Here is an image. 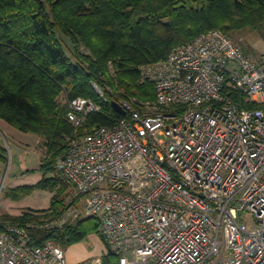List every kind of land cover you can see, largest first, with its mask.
Listing matches in <instances>:
<instances>
[{"label": "built area", "instance_id": "built-area-1", "mask_svg": "<svg viewBox=\"0 0 264 264\" xmlns=\"http://www.w3.org/2000/svg\"><path fill=\"white\" fill-rule=\"evenodd\" d=\"M140 72L155 100L120 102L128 118L69 143L55 166L63 211L4 226L0 264H68L60 245L33 246L31 232L87 218L104 249L84 264H264V58L213 30ZM68 105L75 127L99 110L83 98Z\"/></svg>", "mask_w": 264, "mask_h": 264}, {"label": "trees", "instance_id": "trees-1", "mask_svg": "<svg viewBox=\"0 0 264 264\" xmlns=\"http://www.w3.org/2000/svg\"><path fill=\"white\" fill-rule=\"evenodd\" d=\"M213 30L229 36L249 30L264 41V0H0V121L40 137L45 151L42 179L8 189L6 197L15 201L34 189L53 193L47 210L2 214L0 230L9 226L4 223L24 227L59 216L68 187L55 166L69 143L84 129L128 118L112 102L137 109L153 102L154 84L142 81L141 67ZM77 98L99 107L79 127L67 119L68 104ZM6 153L0 148V163L7 162ZM91 234H98V223L87 218L33 231L30 242L68 248Z\"/></svg>", "mask_w": 264, "mask_h": 264}, {"label": "rangeland", "instance_id": "rangeland-1", "mask_svg": "<svg viewBox=\"0 0 264 264\" xmlns=\"http://www.w3.org/2000/svg\"><path fill=\"white\" fill-rule=\"evenodd\" d=\"M225 35L242 48L244 53L254 62L264 58V41L256 32L246 30L237 32L232 36ZM65 42L70 47L68 41L65 40ZM58 102L64 104L65 97L61 95L58 98ZM88 132L87 129L82 130V133L76 139L84 137ZM42 141L36 135L21 133L0 121V148H5L7 152L5 154L7 162L5 164L0 163V216L2 214L15 216L14 214L25 210L43 211L50 207L53 193L45 189L31 190L28 195L15 201L6 197V191L11 189L10 186L14 181L33 175H41L43 177L42 172H40V164L45 153L40 147ZM52 176L49 174L47 177ZM242 218L249 228L253 226V220L248 214L242 215ZM3 225L16 226L10 223H4ZM91 235L86 236L83 241L68 248L60 246L64 249L65 254H67V249L73 247L71 251L78 258L76 264H84L95 256L96 244ZM93 235L98 236V234Z\"/></svg>", "mask_w": 264, "mask_h": 264}, {"label": "crops", "instance_id": "crops-1", "mask_svg": "<svg viewBox=\"0 0 264 264\" xmlns=\"http://www.w3.org/2000/svg\"><path fill=\"white\" fill-rule=\"evenodd\" d=\"M41 177H42L41 175H38V176L33 175L31 177H29V176L22 177L21 180L14 181L10 187L15 188L18 186H23V185H35L36 183H38L41 180ZM21 213L19 212V213L14 214V215L19 216V215H21ZM91 237L94 239V242L96 244L95 256L94 255L93 256L94 257L100 256L103 253V249H104L103 240L100 238V236L91 235ZM72 248L73 247L67 249L66 257H67L68 264H76L78 261V258L71 251Z\"/></svg>", "mask_w": 264, "mask_h": 264}, {"label": "water", "instance_id": "water-1", "mask_svg": "<svg viewBox=\"0 0 264 264\" xmlns=\"http://www.w3.org/2000/svg\"><path fill=\"white\" fill-rule=\"evenodd\" d=\"M111 106H112V108L114 109V111H115L116 113L121 114V115H125V114H126V112H125V111L119 106V104H117V103H115V102H112V103H111ZM60 159L63 160L64 157L62 156ZM100 238H101L102 240L104 239L103 236H100Z\"/></svg>", "mask_w": 264, "mask_h": 264}]
</instances>
